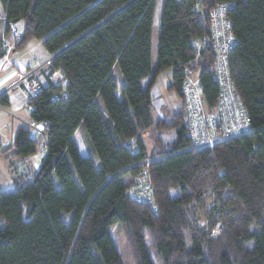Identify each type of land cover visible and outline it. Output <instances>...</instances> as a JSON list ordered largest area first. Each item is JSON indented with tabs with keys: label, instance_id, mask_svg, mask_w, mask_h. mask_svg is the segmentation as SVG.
Masks as SVG:
<instances>
[{
	"label": "trees",
	"instance_id": "obj_1",
	"mask_svg": "<svg viewBox=\"0 0 264 264\" xmlns=\"http://www.w3.org/2000/svg\"><path fill=\"white\" fill-rule=\"evenodd\" d=\"M156 2L0 0V59L10 24L23 23L13 52L37 39L57 74L52 81L42 73L46 84L30 103V120L46 138L40 169L0 191V264H128L110 234L114 226L132 264H155L152 252L160 264H264V0H163L153 70ZM222 3L233 4L229 71L251 130L197 149L188 136L183 72L199 73L206 105L216 108L219 89L208 70L214 54L198 52L192 41L211 38L209 15ZM166 70L181 109L155 122L151 90ZM0 103L8 105L5 95ZM153 126L149 154L141 138ZM32 133L17 130L13 158L38 153ZM78 133L88 135L97 163L80 154ZM146 166L151 203L129 195ZM208 200L214 206L203 228L198 211Z\"/></svg>",
	"mask_w": 264,
	"mask_h": 264
},
{
	"label": "built area",
	"instance_id": "obj_2",
	"mask_svg": "<svg viewBox=\"0 0 264 264\" xmlns=\"http://www.w3.org/2000/svg\"><path fill=\"white\" fill-rule=\"evenodd\" d=\"M232 3L218 4L210 12L211 38L202 41H192V46L200 52L208 48L214 54V60L209 66L213 80L216 82L218 93V104L216 108L209 109L204 98V86L200 75L190 69L183 72L184 83L182 95L184 108L187 115L188 136L191 144L197 149L213 150L218 144L242 135L248 134L250 118L244 108L235 88V83L230 76L229 55L236 45V39L232 31V25L228 18ZM20 37L16 25L10 24L9 34L2 38V48L5 51L4 58L8 59L13 50V38ZM54 57L48 58L43 64L27 72L20 77L16 87H22L30 103L42 90L43 83L40 81L42 73L46 71L47 77L54 81L56 73L48 71ZM31 111V107H29ZM33 136H38L43 127L32 124ZM147 167V166H146ZM144 168L136 178L133 187L129 191L132 199L140 202H153V187L148 172ZM221 225H218L212 235L217 238L220 234Z\"/></svg>",
	"mask_w": 264,
	"mask_h": 264
},
{
	"label": "rangeland",
	"instance_id": "obj_3",
	"mask_svg": "<svg viewBox=\"0 0 264 264\" xmlns=\"http://www.w3.org/2000/svg\"><path fill=\"white\" fill-rule=\"evenodd\" d=\"M163 0H157L156 2V17L154 20V30H153V46H152V65L153 70L156 69L157 63V42L159 35L158 21L161 16V5ZM1 10V9H0ZM17 28V27H16ZM18 32L20 30L17 28ZM37 39H32L31 45L36 42ZM13 52V50H12ZM10 52V54L12 53ZM48 60V59H46ZM45 60V61H46ZM43 62H38L33 68L27 69L21 72L18 76V80L10 87V90H14L12 92V106L3 105L0 103V142L4 146H9L8 144L11 141H14L15 135L19 127L25 126L33 129V126L30 125V111H29V102L27 101V96L22 87H16V83H18L21 76L35 69L38 65L43 64ZM9 63V61H7ZM114 77L121 87L125 83V79L121 74L120 70L117 68L114 71ZM40 81L46 82L43 75L39 77ZM172 82V71L166 70L159 74L157 77L155 84L151 90L152 96V113L155 122L162 119H169L172 114L181 109V101L174 91H169V86ZM146 83H143V86H146ZM118 96H120V92H117ZM2 96V95H1ZM34 130V129H33ZM39 136V135H38ZM155 137L156 130L155 126L150 128L148 132L142 136V141L147 147L148 153L153 154L155 152ZM41 147L39 148V152L41 153L43 145L46 141L44 136L38 137ZM77 145L79 148V152L83 157H90L95 163H97L98 158L93 150L91 142L86 133H78L76 137ZM26 158H12V154L10 149L8 148L5 152L0 151V191H10L14 188L13 176L16 174L21 175L26 170L27 161ZM38 172V170H37ZM35 170H30V175H36ZM172 196H176V192L171 193ZM214 204L211 200L205 201L202 206V209H199L198 215L200 216V226L205 228L207 225V220L205 218V214L212 210ZM110 234L113 238L114 244L117 247L118 251L123 254L124 259L128 264L131 263V254L128 249L126 240L122 233L121 228L114 226L110 228ZM152 257L155 264H160L158 257L152 252Z\"/></svg>",
	"mask_w": 264,
	"mask_h": 264
},
{
	"label": "crops",
	"instance_id": "obj_4",
	"mask_svg": "<svg viewBox=\"0 0 264 264\" xmlns=\"http://www.w3.org/2000/svg\"><path fill=\"white\" fill-rule=\"evenodd\" d=\"M162 6H163V1H162L161 7ZM0 9H1L0 10V27H1V32H2V29L4 28L5 21H6V15H5V11L3 10V8L0 7ZM156 12H157V10L155 7L154 20L156 17ZM160 18H161V16H160ZM157 24L159 27L160 20L158 21ZM16 27L20 30V33H21L23 30V23L17 24ZM30 43H32V40H30L28 42L27 46L23 50L17 51V52H12L9 55L8 59H6V58L0 59V96L1 95L6 96V99H7L9 106H12L11 95H12V92L14 91V90H10V87L18 80L19 74L21 72L27 70V69L33 68L38 62H43L50 57L49 53L43 47L41 41L36 40V42H34L32 45ZM7 61H9V63ZM147 81L148 80H144L142 82V85H143V83L147 84ZM44 84H46V82H44ZM143 87H145V86H143ZM32 124L33 123L30 122L31 126H32ZM22 127H25V126H22ZM26 128H28V127H26ZM12 144H13V141H11L8 144L9 146H4L3 144H2V146L11 148ZM38 152H39V150H38ZM44 153H45L44 148H42L41 153H37L36 155L28 157L25 159V161H27V164L25 165L26 170L21 175L16 174L15 176H13L14 187H15V180L16 179L22 178V177L30 178L33 176V175H30V173H26V172H30V170H32V169L37 172V170L40 169L41 162H42V159L44 157ZM13 159H15V158H13Z\"/></svg>",
	"mask_w": 264,
	"mask_h": 264
},
{
	"label": "water",
	"instance_id": "obj_5",
	"mask_svg": "<svg viewBox=\"0 0 264 264\" xmlns=\"http://www.w3.org/2000/svg\"><path fill=\"white\" fill-rule=\"evenodd\" d=\"M71 45H72V44H71ZM68 47H70V46H67V47L65 48V50H66Z\"/></svg>",
	"mask_w": 264,
	"mask_h": 264
}]
</instances>
